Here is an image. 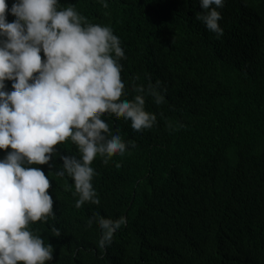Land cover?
I'll list each match as a JSON object with an SVG mask.
<instances>
[{"label":"trees","instance_id":"1","mask_svg":"<svg viewBox=\"0 0 264 264\" xmlns=\"http://www.w3.org/2000/svg\"><path fill=\"white\" fill-rule=\"evenodd\" d=\"M108 5L61 0L114 29L126 53L128 99L134 84L159 82L166 102L148 98L158 124L144 132L105 117L136 147L93 162L100 205L77 209L74 181L52 173L56 218L32 228L54 246L53 264H264V0H226L220 38L196 19L199 0ZM57 147L78 154L71 142ZM97 209L128 221L107 251L98 247L99 225L87 226Z\"/></svg>","mask_w":264,"mask_h":264},{"label":"clouds","instance_id":"2","mask_svg":"<svg viewBox=\"0 0 264 264\" xmlns=\"http://www.w3.org/2000/svg\"><path fill=\"white\" fill-rule=\"evenodd\" d=\"M98 2L109 7L108 0ZM199 3L196 19L223 37L219 9L226 0ZM125 59L114 29L92 23L75 6L61 7V0H13L9 8L8 0H0V150L6 153L0 159V264H53L54 246L32 228L56 218L49 194L53 172L74 181L77 209L100 205L93 162L100 157L108 163L136 147L118 128L113 130L106 116L130 121L136 132L157 126V114L146 104L148 98L164 104L166 89L159 82L134 84L137 94L128 99ZM69 142L78 154H61L57 146ZM56 157L63 163L56 165ZM38 165L55 171L46 175ZM127 223L124 216L105 218L97 209L87 226L99 225L98 247L107 251ZM53 232L62 235L58 228Z\"/></svg>","mask_w":264,"mask_h":264}]
</instances>
